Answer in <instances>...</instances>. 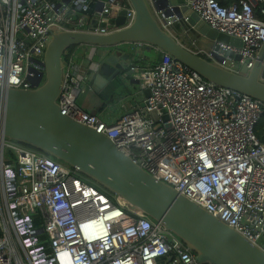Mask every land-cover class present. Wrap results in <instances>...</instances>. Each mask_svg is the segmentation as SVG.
Wrapping results in <instances>:
<instances>
[{"label": "built area", "instance_id": "2783aa9c", "mask_svg": "<svg viewBox=\"0 0 264 264\" xmlns=\"http://www.w3.org/2000/svg\"><path fill=\"white\" fill-rule=\"evenodd\" d=\"M181 1L164 5L163 0H148L166 30L176 22L187 24V17L164 15L184 6L208 28L238 38L239 46L213 41L194 52L235 73L241 74L243 66L247 72L264 41V19L258 16L264 17V0L228 5L222 0ZM82 9L87 18L78 23ZM122 9L125 26L134 15L127 0H0V87L31 88L32 79L43 74L51 30L107 34L117 29L110 17ZM91 14L97 25L83 24ZM160 53L152 66L130 67L138 91L149 92L144 105L105 122L76 103L87 86L89 68L74 61L72 48L66 50L60 112L107 136L154 179L263 249L264 130L262 139L256 132L264 102L215 85ZM259 80L264 83V61ZM170 255L179 264H199L159 221L76 169L0 135V264H156L157 257Z\"/></svg>", "mask_w": 264, "mask_h": 264}, {"label": "water", "instance_id": "95a60500", "mask_svg": "<svg viewBox=\"0 0 264 264\" xmlns=\"http://www.w3.org/2000/svg\"><path fill=\"white\" fill-rule=\"evenodd\" d=\"M127 1L134 12L131 23L124 26L126 11L122 9L116 17L109 16L117 28L110 33L96 34L83 29L50 31L43 54V74L32 79L31 88L0 87V135L76 169L103 190L123 199L151 220L159 221L194 253L199 264H264V247L251 243L194 201L154 179L104 134L60 112L57 98L63 81V55L78 45L103 49V55L95 60L91 69L97 86L105 83L114 90L121 87L125 77L132 74L128 59L121 57L119 60L123 51L121 47L141 43L169 54L215 85L264 102V83L259 80L264 41L257 50L252 67L246 72L243 66L241 74L235 73L190 50L164 29L148 0ZM180 3L181 0H163L164 5ZM153 6L154 9L160 8L157 3ZM173 10V13L166 11L164 15L187 17L189 27L209 41L241 44L238 38L208 28L188 8L175 6ZM104 24L103 21L99 25ZM226 54L238 59V55ZM219 60L222 62L223 58ZM92 88L95 89L94 85ZM148 95V90L143 91L144 98ZM143 105L141 102L139 107ZM150 116L156 120L154 111ZM156 264H179V260L175 256H161L156 258Z\"/></svg>", "mask_w": 264, "mask_h": 264}, {"label": "crops", "instance_id": "0c3cea01", "mask_svg": "<svg viewBox=\"0 0 264 264\" xmlns=\"http://www.w3.org/2000/svg\"><path fill=\"white\" fill-rule=\"evenodd\" d=\"M95 11L96 9L93 13ZM83 14V9L78 10V23L81 22L83 18H87H82ZM95 18H97V16L93 14L90 17V20L85 21L84 19L83 24L88 22L89 24L94 23L93 25H95L98 23ZM170 32L177 37L180 42L193 51L196 48L201 47V43L203 44V39L199 34L196 41L200 43L192 47L189 43L184 41V38L176 30V27L172 26ZM133 45H122L121 49L123 51H121L119 55V60H122L121 57H126L131 65H139L142 67H149L158 62L161 53L156 48L141 43ZM72 51L74 53V61L84 67L88 66L89 71L93 68L95 60L99 59V56L103 55V49L94 45H78L72 47ZM93 79L94 73L91 71L87 80V86L85 87L84 92L76 97V103L82 109L94 113L105 122H112L116 120L122 113L132 107L139 106L140 103L143 102V91H138L137 80L133 78L132 74L130 76H126L123 85L115 90L111 89L109 84L105 85V83L97 86L94 84ZM93 85L95 89L92 88Z\"/></svg>", "mask_w": 264, "mask_h": 264}, {"label": "rangeland", "instance_id": "374dc122", "mask_svg": "<svg viewBox=\"0 0 264 264\" xmlns=\"http://www.w3.org/2000/svg\"><path fill=\"white\" fill-rule=\"evenodd\" d=\"M173 26L176 27V30L179 32V34H181V36L184 38V41H186L187 43H200L196 41L198 39V33L190 28L188 24L183 22H176ZM52 29H55V27H52ZM200 37L203 39V44L201 43L202 48H207L212 44V41H209L201 35Z\"/></svg>", "mask_w": 264, "mask_h": 264}, {"label": "trees", "instance_id": "16d2710c", "mask_svg": "<svg viewBox=\"0 0 264 264\" xmlns=\"http://www.w3.org/2000/svg\"><path fill=\"white\" fill-rule=\"evenodd\" d=\"M234 1H237V0H222V3L224 4V5H228V4H230V3H232V2H234ZM90 10H88V12H89ZM257 11V10H256ZM257 13V15H258V12H256ZM260 18H262V19H264V17L262 16V15H258ZM263 130H264V116H262L261 117V119H260V121H259V124H258V126H257V132H256V134L258 135V137L260 138V139H262L263 138ZM55 160V159H54ZM82 176V175H81ZM83 178H85L84 176H82ZM85 179H87V178H85ZM88 180V179H87Z\"/></svg>", "mask_w": 264, "mask_h": 264}, {"label": "bare ground", "instance_id": "6f19581e", "mask_svg": "<svg viewBox=\"0 0 264 264\" xmlns=\"http://www.w3.org/2000/svg\"><path fill=\"white\" fill-rule=\"evenodd\" d=\"M108 192V191H107ZM110 193V192H109ZM112 194V193H111ZM121 201H124L123 199H121ZM125 202V201H124ZM171 256V255H170Z\"/></svg>", "mask_w": 264, "mask_h": 264}]
</instances>
